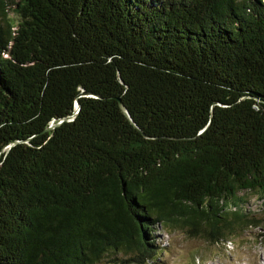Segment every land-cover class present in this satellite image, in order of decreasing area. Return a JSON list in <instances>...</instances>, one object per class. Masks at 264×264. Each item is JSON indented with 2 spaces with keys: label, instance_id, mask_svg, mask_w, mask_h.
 I'll return each instance as SVG.
<instances>
[{
  "label": "trees",
  "instance_id": "obj_1",
  "mask_svg": "<svg viewBox=\"0 0 264 264\" xmlns=\"http://www.w3.org/2000/svg\"><path fill=\"white\" fill-rule=\"evenodd\" d=\"M249 193L264 0H0V264H151L156 227L264 235Z\"/></svg>",
  "mask_w": 264,
  "mask_h": 264
},
{
  "label": "rangeland",
  "instance_id": "obj_2",
  "mask_svg": "<svg viewBox=\"0 0 264 264\" xmlns=\"http://www.w3.org/2000/svg\"><path fill=\"white\" fill-rule=\"evenodd\" d=\"M246 200L253 212H259L264 204L259 194L249 193ZM154 236L164 252L151 264H264V235L259 229H248L219 245L178 231L168 234L160 227Z\"/></svg>",
  "mask_w": 264,
  "mask_h": 264
},
{
  "label": "water",
  "instance_id": "obj_3",
  "mask_svg": "<svg viewBox=\"0 0 264 264\" xmlns=\"http://www.w3.org/2000/svg\"><path fill=\"white\" fill-rule=\"evenodd\" d=\"M85 96H87V94H82V95L79 96V98H80V97H85ZM120 106H121L122 110L124 111V113L129 117V114H128V112H127L125 106L122 104L121 101H120ZM80 109H81V105H80L79 101L77 100L76 103H75V112H74L71 116H69L68 118H66L65 120H62V121H60V122L57 123V124H52V125L47 129V132H49V131L55 129L56 127H58V126H60V125H62L64 122L73 121V120L78 116V114H79V112H80Z\"/></svg>",
  "mask_w": 264,
  "mask_h": 264
}]
</instances>
